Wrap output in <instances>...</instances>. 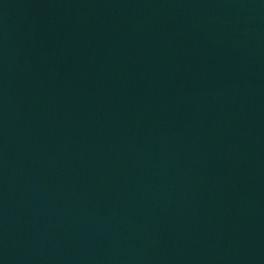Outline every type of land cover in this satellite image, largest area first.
<instances>
[{
    "label": "water",
    "instance_id": "water-1",
    "mask_svg": "<svg viewBox=\"0 0 264 264\" xmlns=\"http://www.w3.org/2000/svg\"><path fill=\"white\" fill-rule=\"evenodd\" d=\"M0 264H256L242 0H0Z\"/></svg>",
    "mask_w": 264,
    "mask_h": 264
}]
</instances>
